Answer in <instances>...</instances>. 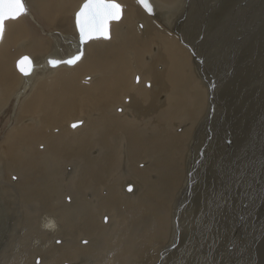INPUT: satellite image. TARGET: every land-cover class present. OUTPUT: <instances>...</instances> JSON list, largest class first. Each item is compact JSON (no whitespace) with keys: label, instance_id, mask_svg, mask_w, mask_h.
Instances as JSON below:
<instances>
[{"label":"bare ground","instance_id":"bare-ground-1","mask_svg":"<svg viewBox=\"0 0 264 264\" xmlns=\"http://www.w3.org/2000/svg\"><path fill=\"white\" fill-rule=\"evenodd\" d=\"M84 1L23 0L27 14L5 23L0 39V131L6 126L0 136V264H168L183 234L173 220L181 197L188 192L199 203L201 193L214 195L222 186L233 196L235 209L234 195L241 198L245 178L254 173L250 169L243 177L247 157L254 154L249 134L234 130L226 113L221 121L219 111L264 87V0H150L151 14L137 0H116L123 15L110 24V39L81 44L74 18ZM30 21L42 35L36 40ZM248 30L260 39L257 44L245 40ZM78 50L82 57L73 66L47 63ZM22 57L32 62L28 75L16 69ZM75 122L81 125L71 127ZM215 125L222 137H217L220 152L209 149ZM203 133L208 145L194 154ZM225 136L231 149L224 153L229 164L220 166L219 184L213 167ZM199 156L204 172L195 173L197 183L201 174L205 178L197 186L188 176ZM248 187L254 193L262 186ZM250 209L239 214L236 208L239 219L255 216ZM262 209L258 214H264ZM219 218L234 231L228 215ZM196 222L190 234L198 230ZM226 244L223 240L216 254L196 264H227ZM220 251L223 260L217 263Z\"/></svg>","mask_w":264,"mask_h":264},{"label":"rangeland","instance_id":"rangeland-1","mask_svg":"<svg viewBox=\"0 0 264 264\" xmlns=\"http://www.w3.org/2000/svg\"><path fill=\"white\" fill-rule=\"evenodd\" d=\"M241 5L243 6L244 3H242ZM122 9H123V7H122ZM28 26L31 30V34H32L34 40H36L38 37L42 36L40 31L37 29L36 26H34L32 24L31 21H30V23H28ZM249 32L250 31L248 30L245 33L247 35V39H245V40H251V41L253 40L254 43L257 44V41H260V39H257L254 36V34H251V33L249 34ZM250 37H253V38L251 39ZM247 43H250V41ZM251 44H253V43H251ZM220 54L223 56L222 53H220ZM15 56H17V58L21 57V56H19L18 53H16ZM219 57L221 58V56H219ZM12 72L14 73L13 70H12ZM253 73H255V71H253ZM214 75L218 78V75L216 73ZM136 78L139 79L138 77H136ZM232 79L228 85H233L234 79L233 80ZM89 80H90V78L84 80V82L89 81ZM207 83L210 84V81H207ZM147 84H149V83H147ZM147 84L145 86L148 88L149 85H147ZM222 92H224V89H222ZM263 92H264V87H262L261 90L259 88L258 91H253L252 97H246L244 102L241 103L238 100L237 103L231 104L230 108H232V109H230L229 107L227 109V107L225 106V109L227 110V112L224 109H222L221 112L219 111V118L221 119V121H222V118L225 117L224 114L226 113L227 118L228 117L230 118L229 122H227V121L226 122L234 130H236L241 136H243L244 133H245V135L247 133V136L249 134V136L247 137V142L249 143V145L252 148L249 150V152L254 151V154H253V157H252V155L250 157H247V158H249L248 159L249 164L247 165L249 168H246L244 170L243 177H246L245 175L248 172L250 173V169L254 173H253V175H251V174L248 175L245 178L246 181L243 182V186L241 185L242 186L241 198H239L240 193H238L234 196H237V199H235V201H236V206H237L236 208L239 209V214H241L242 212H245L244 209L248 210V209L252 208L250 210L255 213V216H253V215L250 216V214H245L244 218H243V221H244V223H243V221L239 219V214H238V211L236 210V208L234 209L232 207L233 196H231V195L229 196V191H226V189L224 190V188H222V186H220V188H219V193L215 192L214 195L207 193L209 195L204 196V193H201L197 189L198 192L203 194V195H201V199H200L199 203L196 201L193 202L191 200V198L189 197V193L186 192L184 197H181L182 199H181V201L178 202V205H176V207L177 206L178 207L176 209V212L174 214V219H173L175 226L180 230V234H182V233L183 234L180 238L181 241L178 240V242H177L179 244L178 248L170 251V254H172V256L169 259L167 258L168 264H196V261H200V259L204 258L206 254H208L210 256H213L214 254H216V251H218V249L222 247L223 240H224V242L227 243L225 246V248H226L225 253H227L228 258H229L227 264H239V262H242L241 264H264V214L263 215L258 214L262 208L264 209V194H263L264 193V129H263L264 128V96L262 97V95H261V94H264ZM221 94L222 93H218L217 97L220 96ZM213 97H215L214 94H213ZM258 97H259V99H258ZM208 100H209V98L207 96V101ZM251 101H253V102H251ZM223 102L226 103L224 98H223ZM247 102L249 103L248 106H247V104H248ZM252 103H253V105H252ZM206 105H207V103H206ZM242 105H244L245 109L243 108ZM246 110L249 112H246ZM231 111H235V112H231ZM8 112H9V108L7 109V115H8ZM117 113L120 114L119 110ZM251 114H253V115H251ZM244 115H246V116H244ZM254 115H256V117H254ZM249 116H251V117H249ZM238 120H239V122H238ZM241 121H243V123H245V124H243ZM235 123H237V124H235ZM221 124H222V122H220L219 125H221ZM79 125H80V123H79ZM79 125H76V127ZM229 125L226 127L227 129H228ZM70 126L73 127V123ZM206 126H207V124H206ZM5 127L0 131V136H1V132L5 129ZM209 128H211V127H209ZM213 131H214V135H213L214 136V139H213L214 143H212V142L210 143L212 147L209 146V149H211V151L214 150V152H220L219 151L220 144H219V141H217L218 140L217 137H220V139H222V137H221V135L219 136L220 132H219L217 126L215 128H213ZM228 136H229V133H228ZM228 136H225V139L220 140V142L222 144H224L223 147L227 148V152H225V149L223 148L224 151L222 150V153H223V154L221 153L222 156L218 157L217 164H215V166L213 167L215 174H216V171L219 172L218 175H216L217 176V182L219 181V184H221L220 183V181H221L220 180V176H221L220 173L223 172V167L220 171V166L221 165L223 166V164L225 165V162H226L225 156H227L228 152H230V149H231V145L229 144L230 140L228 139ZM201 137H202V141L198 144V146L195 145V147H194V150L196 151V152L194 151V154H196L197 152H198L197 154H199L200 148L201 147H203V148L207 147V145H208V143H207L208 139H207L205 133L201 134ZM253 137H255V138H253ZM256 137H257V139H256ZM259 141H261V142H259ZM237 142L238 141L236 140L235 141V149H238V146H239ZM254 142H256L255 145H254ZM227 145H230V146H227ZM217 147H219V148H217ZM246 147L247 146H244L243 151L244 150L246 151ZM206 153H208V152L206 151ZM224 153H225V156H224ZM257 153H259V156H256V155H258ZM201 156H203V155H201ZM205 158H206V156H205ZM198 160H199V162H198ZM231 160L234 161L233 158ZM228 164L229 163H227L225 166H227ZM239 164H240V162L236 163L235 165H233L232 168L233 169L235 167L237 168ZM202 166H203V168H202ZM139 167L141 168L142 165H140ZM202 169H203V171H202ZM190 171H191V175H189L190 177L188 176L189 181H191L193 183L196 182L197 186L200 185L201 181L204 180L203 178H205L202 176V174H203L202 172H204V165H203L202 157L199 156L197 159L191 161ZM200 171L202 174H201L200 179L197 183V176H198V174H200ZM195 173H198V174H195ZM14 178H15V176H13L12 180ZM224 184H225V182H224ZM247 184L248 185H258V186H262V187L259 191H255L254 193H252L249 191V187ZM211 188L214 189L213 186H211L208 189V192L211 190ZM185 196H187V197H185ZM251 198H253V199H251ZM185 199H186V201H184ZM187 200H189V201L187 202ZM182 201H183V204H182ZM219 202H221V203H219ZM224 203H225V205H224ZM217 204H219L221 207L217 208L216 207ZM197 209H198V212H197ZM232 211H233L234 216L231 214ZM251 211H249V212H251ZM180 214H181V217L179 216ZM195 215L198 216L197 217L198 219H195ZM223 215H228L229 221H231V224L234 223V231L233 232H232V228L229 226V224L225 225V222H226L225 218L223 219V221L221 223H218V222H220L219 217H221V219H222ZM168 216H170V218H171L172 212H169ZM170 218H169V220H170ZM198 220H199V227L197 228L198 230L195 231L193 234H190V233H192V230L196 227V225H197L196 221H198ZM104 221H105V219H104ZM104 221L102 220V222H104ZM216 229L219 230V233H217ZM222 233L224 236L223 235L221 236ZM30 241L32 243L37 242L35 239H31ZM201 241L204 243H201ZM84 243L85 242H82L81 244H84ZM232 248H234V250H236V253L234 251L235 254L231 253L230 249H232ZM210 250H213V251L210 252ZM247 253H252V254L249 255V257L247 256V260L245 258H244L245 259L244 260L243 256ZM222 260H223V251H220V254H219V256H217L215 261H217V263H220ZM225 261H223L222 264H226ZM35 262L38 263V260L37 261L35 260ZM211 264H212V261H211Z\"/></svg>","mask_w":264,"mask_h":264},{"label":"snow or ice","instance_id":"snow-or-ice-1","mask_svg":"<svg viewBox=\"0 0 264 264\" xmlns=\"http://www.w3.org/2000/svg\"><path fill=\"white\" fill-rule=\"evenodd\" d=\"M137 2L149 14L152 13L150 0H137ZM26 14L27 10L23 0H0V36L4 33L6 21L17 20L20 16ZM122 15V6L116 0H86L75 15V27L79 33V42L85 43L97 38L110 39V24L119 22ZM81 57L82 53L78 50L76 54L68 59H52L49 64L52 67H58L62 63L73 66ZM24 59L28 58L25 57ZM73 127L75 128L76 125H73ZM128 191H132V186H129ZM216 207L220 208L221 206L217 204ZM105 222H107V218H105ZM48 227H52V225L49 224ZM57 243H60V241H57ZM85 243L87 242L85 241Z\"/></svg>","mask_w":264,"mask_h":264},{"label":"water","instance_id":"water-1","mask_svg":"<svg viewBox=\"0 0 264 264\" xmlns=\"http://www.w3.org/2000/svg\"><path fill=\"white\" fill-rule=\"evenodd\" d=\"M86 2V0L84 1V3ZM83 5V4H82ZM81 5V6H82ZM80 6V7H81ZM80 9V8H79ZM79 9H78V11H79ZM77 11V12H78ZM76 12V13H77ZM76 15V14H75ZM74 22H75V18H74ZM76 28V27H75ZM76 31H77V29H76ZM77 33H78V31H77ZM78 37H79V33H78ZM0 39H1V36H0ZM82 44V43H81ZM25 57H22L21 59H19L18 61H17V64H16V69L18 70V72H20L21 74H23V75H28L30 72H31V70H32V68H33V65H32V62L30 61V59H24ZM49 61H50V59L47 61L48 62V65L50 66V67H52L50 64H49ZM73 125H75V124H73Z\"/></svg>","mask_w":264,"mask_h":264}]
</instances>
